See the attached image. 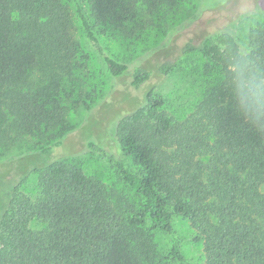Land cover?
<instances>
[{
  "label": "trees",
  "instance_id": "trees-1",
  "mask_svg": "<svg viewBox=\"0 0 264 264\" xmlns=\"http://www.w3.org/2000/svg\"><path fill=\"white\" fill-rule=\"evenodd\" d=\"M68 1L73 9L62 0H0V151L38 150L39 141L30 140L61 136L68 110L92 109L94 94L85 87L93 57L114 80L145 87L150 70L111 54L103 37L132 44L124 30L166 21L187 0ZM247 44L264 55V16L250 28ZM238 45L222 33L205 51L212 63L206 70L219 80L184 120L173 119L164 96L148 89L116 124L117 145L137 168L120 165L142 200L139 209L123 215L101 182L54 161L35 170L36 198L20 185L8 192L0 264H190L175 218L189 221L204 264H264V132L238 112L226 79L225 56ZM196 50L183 47L184 54ZM176 66L164 61L156 71L167 76ZM158 233L169 238L166 257L149 245Z\"/></svg>",
  "mask_w": 264,
  "mask_h": 264
},
{
  "label": "rangeland",
  "instance_id": "rangeland-1",
  "mask_svg": "<svg viewBox=\"0 0 264 264\" xmlns=\"http://www.w3.org/2000/svg\"><path fill=\"white\" fill-rule=\"evenodd\" d=\"M63 1L73 9L68 0ZM263 14L264 0H187L171 12L166 21L156 18L154 26L147 24L143 29L124 30L122 35L132 44L124 45L120 37L121 40L113 38L111 41L110 33L105 34L103 38L111 54L130 59L133 64L141 63L150 70L151 79L145 87L134 90L127 79L111 78L93 57L90 87H85L94 94L92 109L87 111L76 105L68 110V128L61 136L55 133V137L48 140L39 137L30 140L31 145L39 141L36 145L42 146L38 150L15 147L8 152L0 151V216L9 202L8 192L17 185L21 193L36 198L38 174L35 170L44 169L57 160L77 165L88 177L101 182L113 205L123 215L139 209L142 200L124 180L120 165L132 171L137 168L117 145L116 124L142 102L143 92L148 89H155L164 96L165 110L173 119L187 118L219 80L216 71L206 70V65L212 66V63L205 51L222 33L233 35L239 44L247 43L250 28L263 20ZM160 22L164 24L159 26ZM77 38L83 43L81 35ZM186 43L195 45L197 50L184 54ZM164 61L177 64L175 71L167 76L156 71L157 65ZM42 147H49L50 151L43 154ZM175 229L189 263L204 264L203 244L194 241L189 221L175 218ZM149 245L154 246V253L160 256L166 257L169 252V238L164 234H156Z\"/></svg>",
  "mask_w": 264,
  "mask_h": 264
},
{
  "label": "clouds",
  "instance_id": "clouds-1",
  "mask_svg": "<svg viewBox=\"0 0 264 264\" xmlns=\"http://www.w3.org/2000/svg\"><path fill=\"white\" fill-rule=\"evenodd\" d=\"M227 87L243 118L264 132V55L247 43L230 49L225 56Z\"/></svg>",
  "mask_w": 264,
  "mask_h": 264
}]
</instances>
